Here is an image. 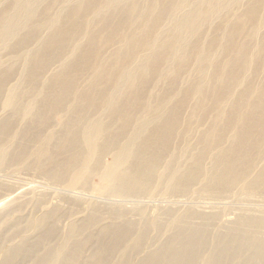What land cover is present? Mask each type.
<instances>
[{
	"label": "bare ground",
	"instance_id": "bare-ground-1",
	"mask_svg": "<svg viewBox=\"0 0 264 264\" xmlns=\"http://www.w3.org/2000/svg\"><path fill=\"white\" fill-rule=\"evenodd\" d=\"M36 1L11 0L12 9L0 12L1 45L10 46L16 40L12 48L25 49L21 57L30 59L20 83L3 99L13 113L0 121V163L11 153L13 135L29 138L32 129L41 128L59 110L65 116L62 131L43 135L36 152V162L50 165L54 176L65 169L75 171L78 182L91 173L96 154L100 153L98 167L101 156L113 150L115 160L104 165L100 190L108 189L114 196L153 191L152 169L162 163L166 172L158 182L161 190L188 193L194 183L229 190L249 179L264 154V80L246 75L256 62L255 74L264 75V34L258 41L264 0H252L245 12L231 11L234 19L228 18L231 12L223 13L227 3L239 5L243 0H47L43 7ZM186 5L192 8L181 13ZM168 21L171 27L165 30ZM208 29L214 33L211 39L206 37ZM32 44L35 48H29ZM55 62L59 72L44 83L47 69ZM15 71L11 67L0 73V92L19 73ZM187 73L196 77L183 87ZM160 85L167 86L165 97L155 94ZM239 87L245 88L240 91ZM36 89L44 90L46 96L40 102H26L27 92ZM185 107H190L192 120H209L196 147L184 143L192 164H183L182 155L171 152ZM16 118L29 119L21 133ZM117 123L121 125L115 127ZM189 133L187 127L182 136ZM224 141L230 143L223 147ZM19 147L23 157L10 155L13 161L29 154L27 145ZM68 148L73 154L57 161L56 156ZM215 149L218 154L207 169L205 161ZM125 168L131 173L126 174ZM247 185L264 190V166ZM27 190L20 185L0 195V220L18 215ZM118 198L116 203L126 201ZM197 216L199 224L191 220ZM52 217L53 212H47L30 221V227L39 229ZM210 217L193 210L173 211L162 226L154 220H146L137 230L132 223L104 226L93 236L98 252L85 264H130L129 255L152 242L150 230L157 231V238L169 235L135 264H264V213L240 216L236 224L216 233ZM72 223L63 244L50 247L48 260L41 258L37 264H48L50 259L80 263L79 243H74L72 254L65 251L82 231ZM54 235L52 229L46 230L39 243ZM119 242L129 254L112 263L109 253ZM34 249L26 243L13 247L2 264H17Z\"/></svg>",
	"mask_w": 264,
	"mask_h": 264
},
{
	"label": "rangeland",
	"instance_id": "rangeland-1",
	"mask_svg": "<svg viewBox=\"0 0 264 264\" xmlns=\"http://www.w3.org/2000/svg\"><path fill=\"white\" fill-rule=\"evenodd\" d=\"M45 2H47V0H38L35 5L43 7L46 4ZM227 4L229 8L223 13L227 14L233 10H242L245 12V9L252 4V0H243L239 5H236L237 3L234 2H229ZM191 8L192 5H186L181 13H186ZM11 9V0H0V12ZM228 18L234 19V13L231 12ZM252 25L253 24H250V27H252ZM29 26L26 29L30 28ZM163 27V29L167 30V28L171 27V22H166ZM211 31L210 29L206 30V37L209 39L214 37L213 31ZM263 34L264 23L258 28V41H261ZM15 42L16 40H13L10 46L1 45L0 43V73L5 72L11 67L16 69V73L19 72L8 80L4 89L0 92V121L4 119L5 116H12L13 112L11 109H6L3 105V99L12 87L20 83V74L24 77L30 65V59L21 57V55L25 53V49L12 48ZM35 46V44H32L29 48H35ZM257 63L258 62L249 69L246 75L247 77L255 76L264 80L262 77L264 75L259 72L255 74ZM59 70V64L56 62L53 63L46 71L45 78H47L44 80V83L51 75L57 74ZM192 72H194V70ZM188 74L189 73H187L186 76ZM169 76L173 77L170 73ZM195 77L194 74L190 73L188 77H186L187 81L183 87L187 86V83ZM244 88L245 87H239V90L241 91V89L243 90ZM163 89H167V86L160 85L159 88L157 86L155 89L156 96L165 97L166 90L163 91ZM45 96L44 90L36 89L32 92H27L25 100L26 102L34 100L40 102ZM47 96H50V94ZM91 109L94 110L95 107H91ZM106 112L107 110H105V114H103L105 122L108 121ZM180 113L181 119L179 125H177V133L175 130V136L171 141V152L174 151L182 155L183 164H192V156L190 153L185 152L186 144L184 143L188 141V143L196 147L199 144V135L208 127L209 120L207 122L192 120L190 107L182 108ZM17 119L20 124L17 127V132L21 133L24 127L29 125V119L16 118L14 120ZM64 120L65 116L63 112L57 110L49 115V118H47L41 128L32 129L31 132H33V135L29 136V138L21 139L19 135L16 134L11 137L8 148L11 153L7 154L8 158L0 163V195L8 193L20 185L27 187L28 190L21 197L22 200L20 199L23 203L19 207V210H17L18 215H8L0 220V264H2V260L13 247L22 246L25 243L35 247L34 252L23 255L24 257L22 259L17 260V264H37L41 258L49 257L48 252L50 247H59L63 244L65 235L72 222V224L76 225V229H81L82 231L77 233L73 242L67 245L65 251L72 254L75 246L74 243H79L82 248L80 253L82 256H79L77 259V261L80 262L77 264H85L86 261L93 260L95 252H98V242L93 236H95V233L99 229L107 225L117 224L122 226L127 223H132L137 230L138 226L142 225L146 220H154L162 226L169 221L173 211L176 213H185L189 210H193L206 214L207 216H212L209 218V221H211L210 226L213 231H215L214 233H216L225 227L236 224L240 216L251 214L260 215L264 213V190L251 188L247 185L248 182H252L256 178L259 171L263 168L264 154L252 168L249 179L245 180L241 185L229 190L205 189L203 183L196 185L194 183L188 193L174 192L166 189L161 190V186L158 185V182L166 172V167L162 163L156 165L152 169L156 182L153 191L149 193H140L138 196L134 197L131 195L114 196L108 189L100 190L104 165H110L115 160V153L113 150L101 156L102 163L99 166L97 165L98 167L95 165L100 158V153L96 154L91 162V166L93 167L91 173L86 174L80 180L78 179V182H76L75 171L65 169L59 176H54L48 169L50 165L46 162H36V152L42 145L43 135L47 136L61 130ZM184 123L187 124L184 126ZM120 125L121 123H117L115 127H119ZM187 127L190 129V133L188 137H183L182 132ZM229 143L230 141H224L223 147H226ZM19 145H27L29 154H27V157L23 160L15 159L17 161H13L10 155L23 157ZM218 151L219 149L213 150L210 159L207 158L205 161V167L207 169L210 168L211 161L213 157L218 154ZM72 154V149H64L56 156V159L59 162H63ZM124 172L130 174V168H125ZM118 197H123L126 201L122 203L117 201L116 203L115 198ZM11 205V207H13L14 204ZM47 212H53V217L47 223L43 224L39 229L30 227V221L40 219ZM198 217L199 216L192 218V222L195 224L201 223V219ZM49 229H52L55 235L46 242L40 244L39 239L42 233ZM157 234L156 230H150L148 232V237L152 242L132 252L129 255L131 260L130 264H135L138 260L143 259L147 253L158 246V244L169 235V232L158 238ZM91 236L92 239H89ZM212 247V245L208 247L207 255L211 252L210 249ZM109 254L110 262L116 263L127 256L129 250L125 248L123 242H119V245ZM45 259L48 260V258ZM48 264H61V262L51 261L50 259Z\"/></svg>",
	"mask_w": 264,
	"mask_h": 264
}]
</instances>
